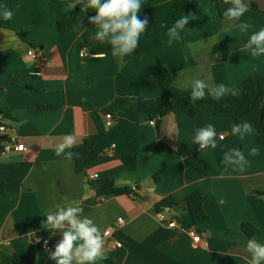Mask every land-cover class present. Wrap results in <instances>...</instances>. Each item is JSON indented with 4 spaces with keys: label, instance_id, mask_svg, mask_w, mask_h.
<instances>
[{
    "label": "crops",
    "instance_id": "1",
    "mask_svg": "<svg viewBox=\"0 0 264 264\" xmlns=\"http://www.w3.org/2000/svg\"><path fill=\"white\" fill-rule=\"evenodd\" d=\"M75 2L0 0V17L5 9L12 11L11 21L27 31L29 42L0 23V70L37 90L0 74V96L9 113L0 114V124L8 128V138L24 145L22 151L0 152V264H56L50 253L62 235L43 222L49 210L70 202L95 221L101 234L119 218L125 222L117 235L122 248L97 264H249L250 238L242 225L256 227L259 234L253 238L264 244V196L257 195L264 191V146L255 135L256 113L239 121L182 113L152 119L140 110L139 100L162 96L159 78L165 71L181 90L191 91V81L203 79L228 89L215 100L241 95L242 82L264 76V54L253 56L245 48L263 26L255 22L242 31L237 21L218 16L214 2L204 1L197 19H189L181 38L169 44L166 19L175 0H142L139 18L148 17L147 30L133 53L117 58L110 44L93 39L89 17L95 12H84L80 4L71 9ZM245 3L264 11V0ZM30 48L42 52V63L27 54ZM82 51L86 58L80 57ZM38 106L57 109L33 112ZM108 109L115 116L112 128L106 125ZM243 123L253 130L234 135L233 125ZM209 124L225 138L200 149L196 130ZM69 135L74 146L57 156L56 146ZM87 138L97 141L99 157L78 174L74 158L66 154ZM232 150L244 155L242 167L224 161ZM129 157L136 158L135 165L124 162ZM93 175L128 193L98 197L86 181ZM134 186L138 192L132 195ZM196 193L208 216L197 225L186 209V198ZM167 199L174 203L163 209L167 220L161 222L155 208ZM171 220L178 228L168 226ZM190 227L206 244L192 246ZM46 238L50 245L44 250Z\"/></svg>",
    "mask_w": 264,
    "mask_h": 264
},
{
    "label": "clouds",
    "instance_id": "2",
    "mask_svg": "<svg viewBox=\"0 0 264 264\" xmlns=\"http://www.w3.org/2000/svg\"><path fill=\"white\" fill-rule=\"evenodd\" d=\"M228 6L222 13L226 21H241L238 27L246 31L249 25L241 18L249 11L245 0H223ZM77 4L82 5L84 12L94 11L95 15L89 17V23L94 26L93 39L111 45L112 55L117 58L130 55L138 47L142 34L147 30L148 17L139 18L142 10V0H76L70 5L73 9ZM5 20H11L13 13L5 9L2 12ZM189 19H197L195 16L181 15L168 29L171 44L180 39V34ZM214 44V43H213ZM245 48L251 49L253 56L264 54V28L254 32ZM228 89L225 85H209L203 79L191 81L189 100L195 103L197 100L211 96L215 99L222 98ZM243 129V133L251 132L252 125L243 123L233 125L232 133L235 135ZM217 133L213 125L209 124L196 130L194 142L201 148L215 147ZM223 137H221L222 139ZM75 144L73 136L64 138L63 142L56 146V155L65 153L66 148ZM232 157L224 156V161L230 164L243 166L245 157L239 150H232ZM256 154V149L251 150ZM74 154L68 152L67 159H72ZM46 229L59 230L62 238L55 245V251L50 253V259L56 264H97L98 261L106 260L107 254L104 249V236L95 221L82 215V209L73 203L51 209L46 214L43 222ZM246 251L250 254L249 264H264V244L258 243L255 238H250L246 244Z\"/></svg>",
    "mask_w": 264,
    "mask_h": 264
},
{
    "label": "trees",
    "instance_id": "3",
    "mask_svg": "<svg viewBox=\"0 0 264 264\" xmlns=\"http://www.w3.org/2000/svg\"><path fill=\"white\" fill-rule=\"evenodd\" d=\"M204 1H212L216 5L217 14L220 18H224L222 13L230 5L224 4L223 0H194L189 6L188 0H175V3L168 13L166 23L168 29L173 25L174 21L181 15L194 16L199 5ZM249 26L258 22L264 28V11L260 10L256 4L249 6V11L241 18ZM240 23L241 21H237ZM0 23L14 31L23 41L28 42V33L22 27L16 25L11 20H5L0 17ZM1 73H6L10 77V81L28 91H37L30 88L25 82L16 80L10 76L8 72L0 70ZM159 84L163 90V94L156 100H145L140 98L139 107L150 115L152 119H161L170 114H186L191 117L212 115V116H227L236 121L243 117L256 113L255 135L258 143L264 146V76L253 75L242 82L243 93L241 95H231L224 100H215L211 97L197 100L191 103L189 100L190 92L175 88L170 81V74L165 71L159 78ZM2 88H0V93ZM54 106H38L32 111L35 113H45L56 110ZM108 111H111L108 109ZM0 114L9 117L8 110L4 105L3 98L0 96ZM6 138L0 137V152H2V143ZM97 141L87 138L82 144L73 149L75 170L78 174L84 173L91 165H93L99 157L96 150ZM160 152L161 149H158ZM124 162L128 165H135L136 158H125ZM88 185L96 193L98 197L121 196L128 193L127 189H118L111 180H90L86 179ZM1 191V189H0ZM257 195L264 196V191L257 192ZM172 199H167L156 206L157 212H163V209L173 205ZM186 209L190 214L193 224L204 223L208 221V216L203 207V197L201 194H192L186 198ZM243 232L248 238H253L259 234V230L251 224L242 225Z\"/></svg>",
    "mask_w": 264,
    "mask_h": 264
},
{
    "label": "built area",
    "instance_id": "4",
    "mask_svg": "<svg viewBox=\"0 0 264 264\" xmlns=\"http://www.w3.org/2000/svg\"><path fill=\"white\" fill-rule=\"evenodd\" d=\"M27 54L34 58L35 60H37L38 62L42 63L43 58H42V52L40 50H36L33 48H30L27 52ZM88 56V54L85 51H82L80 53V57L81 58H86ZM106 117V125L109 128H112L115 125V116L112 112L107 111L105 114ZM151 125H155V121L151 122ZM7 132H8V128L3 125L0 124V137L6 138L5 141H3L2 143V150L5 153H11L13 151H22L24 150V145L19 143V140L15 137L12 138H8L7 137ZM221 137H223L221 139ZM217 138L219 140H224L225 136L224 135H218ZM115 146H112V148H114ZM201 149V148H200ZM206 149V148H203ZM97 175H93V176H89L88 178L90 180H97ZM138 192V187L134 186L132 187L130 193L132 195H134L135 193ZM158 217L160 219L161 222H164L167 220L166 215L163 212H158ZM125 222L123 220V218H119L112 226L106 228L103 232L102 235L104 236V249L106 251V254H108L111 251H115L117 249L122 248V243L118 240L117 235L119 234V232L121 231V228L124 226ZM168 226L170 228H178V224L176 223L175 220H171L168 223ZM188 234L191 238L192 241V246L194 248H198L204 244H206V242L204 241V239L202 238L201 234L197 231V229H195L194 227H190L188 229ZM50 245V241L48 238L43 239L42 240V248L48 249Z\"/></svg>",
    "mask_w": 264,
    "mask_h": 264
}]
</instances>
